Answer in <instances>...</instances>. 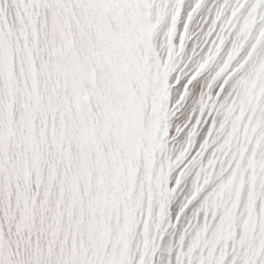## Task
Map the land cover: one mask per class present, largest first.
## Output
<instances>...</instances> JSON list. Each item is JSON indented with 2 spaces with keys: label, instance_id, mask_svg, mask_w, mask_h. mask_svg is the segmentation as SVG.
<instances>
[{
  "label": "snow or ice",
  "instance_id": "1",
  "mask_svg": "<svg viewBox=\"0 0 264 264\" xmlns=\"http://www.w3.org/2000/svg\"><path fill=\"white\" fill-rule=\"evenodd\" d=\"M0 264H264V0H0Z\"/></svg>",
  "mask_w": 264,
  "mask_h": 264
}]
</instances>
